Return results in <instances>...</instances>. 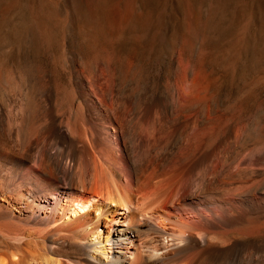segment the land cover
<instances>
[{"label": "bare ground", "instance_id": "obj_1", "mask_svg": "<svg viewBox=\"0 0 264 264\" xmlns=\"http://www.w3.org/2000/svg\"><path fill=\"white\" fill-rule=\"evenodd\" d=\"M30 73L0 62V264H264L261 168L189 93L126 106L78 73L65 103Z\"/></svg>", "mask_w": 264, "mask_h": 264}, {"label": "rangeland", "instance_id": "obj_2", "mask_svg": "<svg viewBox=\"0 0 264 264\" xmlns=\"http://www.w3.org/2000/svg\"><path fill=\"white\" fill-rule=\"evenodd\" d=\"M0 62L11 75L32 66L29 85L59 89L65 103L78 73L126 106L181 104L172 94L183 90L210 118L209 138L234 132L264 187V0H0ZM158 113V139L173 140L177 127ZM259 216L248 240L264 242Z\"/></svg>", "mask_w": 264, "mask_h": 264}]
</instances>
